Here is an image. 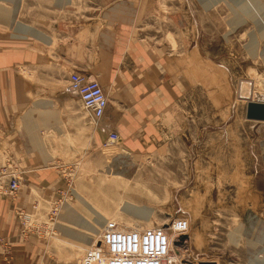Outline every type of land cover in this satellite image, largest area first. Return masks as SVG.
Returning a JSON list of instances; mask_svg holds the SVG:
<instances>
[{
    "label": "rangeland",
    "instance_id": "obj_1",
    "mask_svg": "<svg viewBox=\"0 0 264 264\" xmlns=\"http://www.w3.org/2000/svg\"><path fill=\"white\" fill-rule=\"evenodd\" d=\"M19 1L0 0V7L8 5L10 13L21 16L54 13L60 3ZM158 4L159 13H172V20L159 16L152 27L157 43L168 46L185 68L174 71L173 114L154 148L135 152L117 132V141L96 144L100 123L73 97L75 134L56 144L53 133L41 135L51 160L41 149L34 151L40 163L36 183L11 161L0 132V169L11 167L21 180L18 195H0V237L35 243L21 264H77L100 244L108 222L141 231L166 226L172 216H184L191 225L187 234L172 240V264H264V120L248 117L249 101L264 103V0ZM68 78L62 82L66 92ZM36 100L32 97L33 106ZM17 123L23 125L21 119ZM127 203L153 213L142 218L124 210ZM69 206L73 225L61 220ZM81 222L93 224L92 229L85 230ZM61 225L87 239L78 244Z\"/></svg>",
    "mask_w": 264,
    "mask_h": 264
},
{
    "label": "crops",
    "instance_id": "obj_2",
    "mask_svg": "<svg viewBox=\"0 0 264 264\" xmlns=\"http://www.w3.org/2000/svg\"><path fill=\"white\" fill-rule=\"evenodd\" d=\"M158 6V0H60L57 12L21 16L4 6L9 16L0 21V121H5L0 132L5 133L6 153L27 170L28 181L38 180L40 163L34 151L41 149L45 160H51L41 135L53 133L56 144L75 134L78 113L73 97L78 95L62 88L63 78L73 72L100 81L109 100L97 122L100 127L93 129L96 144L108 146L110 134L117 132L135 152L154 148L173 114L170 107L178 93L174 71L185 68L168 46L157 43L152 27L159 16L172 20V13H159ZM19 119L23 125H18ZM94 132H89L91 137ZM69 207L61 220L73 225ZM77 224L85 230L93 226ZM34 244L24 237H0V264H21Z\"/></svg>",
    "mask_w": 264,
    "mask_h": 264
},
{
    "label": "built area",
    "instance_id": "obj_3",
    "mask_svg": "<svg viewBox=\"0 0 264 264\" xmlns=\"http://www.w3.org/2000/svg\"><path fill=\"white\" fill-rule=\"evenodd\" d=\"M70 82V91L80 93L92 114L102 118L108 107V98L100 84L77 73L70 75ZM111 138L117 141L118 134L112 133ZM6 170L5 167L1 171ZM12 188H17L16 181L12 182ZM190 227V221L184 216H172L166 226L141 231H127L110 221L103 230L100 244L93 245L77 264H165L173 253L172 240H179Z\"/></svg>",
    "mask_w": 264,
    "mask_h": 264
},
{
    "label": "bare ground",
    "instance_id": "obj_4",
    "mask_svg": "<svg viewBox=\"0 0 264 264\" xmlns=\"http://www.w3.org/2000/svg\"><path fill=\"white\" fill-rule=\"evenodd\" d=\"M72 1V0H71ZM0 6H2L1 4H0ZM7 15L9 16V14L7 13V11H5V9L4 8H1L0 7V21L1 20H5L6 19V17H7ZM12 16V15H11ZM11 19V18H10ZM73 73H77V74H80V75H83V76H86V77H89V76H87V75H85V74H81L80 72H73ZM73 73H71V74H73ZM70 74V75H71ZM96 80V79H95ZM97 81V80H96ZM68 82H69V90H71L70 89V86H71V82H70V76H69V78H68ZM99 84H100V82L99 81H97ZM100 86H101V84H100ZM102 87V86H101ZM102 89H103V87H102ZM104 91V90H103ZM75 92V94H77L78 95V97H79V99L81 100V102H82V104H83V106H84V108L89 112V113H91V115H92V117H93V119H94V121L97 123L100 119H102V118H100V119H98L95 115H93L92 114V111L91 110H89L86 106H85V104H84V102H83V99H82V96L80 95V93H78L77 91H74ZM73 92V93H74ZM105 93V92H104ZM106 95V94H105ZM107 96V95H106ZM108 98V97H107ZM250 103L249 104H251V103H263V102H253V101H249ZM264 104V103H263ZM108 106H109V101H108ZM108 108V107H107ZM106 112V111H105ZM105 115V114H104ZM113 142H115L116 140H114V139H111ZM3 168H5V167H3ZM3 168H1L0 169V195H5V196H11V197H15L16 195H17V193L19 192V190H20V187H21V180H20V178L18 177V176H16L15 175V173H14V171H12V169H11V167H6L7 168V170L6 171H1ZM4 180V181H3ZM13 181H16L17 182V188L16 189H13L12 188V182ZM10 190H12L14 193H11V191ZM74 193H75V195L79 198V200H81V202L84 204V205H86L88 208H90L93 212L94 211H97V210H95L94 208H93V206L91 205V203L85 198V197H83L82 195H80L79 193H77V192H75L74 191ZM68 210H69V212L71 213H69L68 214V219H71L72 218V216L71 215H73L74 214V211H73V208L72 207H69L68 208ZM76 210V209H75ZM124 210H127L128 212H130V213H133V214H135V215H137V216H140V217H142V218H145V219H149V217L152 215V213H153V211L151 210V209H148V208H145V207H139V206H136V205H133L132 203H127L126 204V207L124 208ZM20 216H24V218H26L28 221L29 220H31V216L29 215V214H27L26 216L24 215V214H22L21 213V215ZM101 217V216H100ZM103 218V217H102ZM71 222H72V219L70 220ZM60 228H62V229H64L65 227L63 226V225H61V227ZM67 230L70 232L69 234L67 233ZM64 231H65V233H67L68 234V237H73V238H75L76 240H79V241H85L86 239H87V237L84 235V234H75L74 232H71L69 229H64ZM172 257V258H171ZM175 253L173 252L172 254H171V256L168 258V260L166 261L167 262V264H172L173 263V261L175 260ZM166 262H165V264H166Z\"/></svg>",
    "mask_w": 264,
    "mask_h": 264
},
{
    "label": "water",
    "instance_id": "obj_5",
    "mask_svg": "<svg viewBox=\"0 0 264 264\" xmlns=\"http://www.w3.org/2000/svg\"><path fill=\"white\" fill-rule=\"evenodd\" d=\"M248 117L250 119L264 120V104L263 103L249 104Z\"/></svg>",
    "mask_w": 264,
    "mask_h": 264
}]
</instances>
